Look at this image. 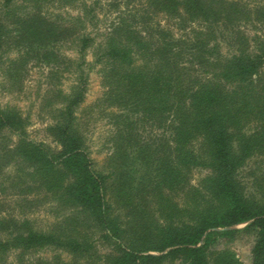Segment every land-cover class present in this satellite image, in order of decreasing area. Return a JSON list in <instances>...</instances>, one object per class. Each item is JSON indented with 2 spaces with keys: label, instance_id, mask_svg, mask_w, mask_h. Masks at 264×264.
<instances>
[{
  "label": "trees",
  "instance_id": "1",
  "mask_svg": "<svg viewBox=\"0 0 264 264\" xmlns=\"http://www.w3.org/2000/svg\"><path fill=\"white\" fill-rule=\"evenodd\" d=\"M144 1L147 15L204 26L162 39L147 15L144 30L135 27L136 9L119 12L98 42L102 0H0V74L21 92L31 65L48 67L42 109L57 143L33 139L30 115L0 102V194L15 195L22 211L49 204L56 216L43 230L0 215V259L244 264L229 244L250 236L251 264H264V40L251 45L239 31L224 54L217 37L219 23H264V2ZM97 66L103 92L83 108ZM94 118L111 126L103 168L87 138ZM256 159L248 186L241 174ZM195 169L207 173L192 183Z\"/></svg>",
  "mask_w": 264,
  "mask_h": 264
},
{
  "label": "rangeland",
  "instance_id": "2",
  "mask_svg": "<svg viewBox=\"0 0 264 264\" xmlns=\"http://www.w3.org/2000/svg\"><path fill=\"white\" fill-rule=\"evenodd\" d=\"M129 0H102V3L97 11L99 22L93 29V34L96 35V41H101L103 35L111 30L113 27V22L116 21V17L119 12H125L124 14L133 13L136 9H139V15L134 16L133 24L139 30H144L142 24L139 22L141 20L140 16L147 15L145 13L146 5L144 0H132L127 4ZM250 4L256 5L264 2V0H248ZM69 8V7H68ZM67 7L60 9L63 13L64 11H71ZM50 12L55 11L54 8H49ZM77 11V10H75ZM74 11V12H75ZM123 15V14H122ZM149 16V17H148ZM148 25L153 29L151 32L154 36L163 34L161 38L163 39L166 35V39H171L167 34L173 37H183L188 34L190 35L191 29L203 27L204 25L198 22H180L175 18H168L163 13L158 15L148 12ZM132 19V17H130ZM186 26V27H185ZM162 31V32H161ZM244 33L251 40V45H254L251 39L254 35H258L260 39L264 40V23L260 21H246L245 23L223 25L219 23L217 29V37L220 44V51L224 54H229L236 47L235 41L237 40L238 33ZM159 45V44H157ZM67 51V50H66ZM71 53L70 50L67 51ZM13 54V52L11 53ZM88 59H93L92 50L88 53ZM97 66L92 70L90 74V84L87 93L86 101L83 104V108L94 103L97 98H99L103 92V87L101 86V76L97 73ZM48 67L35 63L31 65L29 71L24 80V89L20 92L18 90H9L8 83L6 79L0 74V102L2 104H14L21 108L25 114L30 115V126L28 131L30 136L38 141H44L46 144L56 147L53 135L48 131V125L52 121L51 117L42 109L44 105V94L48 92L47 89V73ZM262 73H264V67L262 68ZM70 85L69 80H65V88L67 89ZM97 116V114H96ZM95 116V117H96ZM111 126L108 121L103 118L90 119L88 125L87 138L89 143V148L91 151V157L95 160L96 165L103 168L107 165L108 157L111 151V144L109 142V133ZM259 159L250 161L241 174L242 179L246 182L248 186L251 185V177L248 176V171L252 167H256ZM256 164V165H255ZM258 167V165H257ZM207 173L204 169H195L192 175V183H197L199 178ZM0 194V215H9V218H23L28 217L33 223V226L37 229L47 230L56 221V216L52 213L51 206L49 204L39 205L32 208L30 211L21 210L18 204H15V195ZM28 210V211H27ZM27 211V212H25ZM25 212V214H23ZM245 224L236 226L241 228ZM253 238L250 236H242L237 238L235 241L229 244V246L236 251L237 255L244 262V264H251V245ZM103 250L107 249L105 246L102 247ZM51 255L50 251H44L33 254H26L25 258H34L36 256L49 257ZM0 264H18L17 252H10L4 259H0Z\"/></svg>",
  "mask_w": 264,
  "mask_h": 264
}]
</instances>
